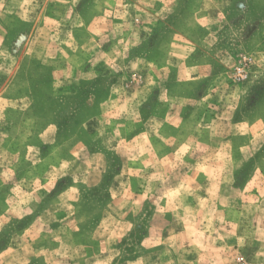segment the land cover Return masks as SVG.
Returning a JSON list of instances; mask_svg holds the SVG:
<instances>
[{
  "label": "clouds",
  "instance_id": "9594fccd",
  "mask_svg": "<svg viewBox=\"0 0 264 264\" xmlns=\"http://www.w3.org/2000/svg\"><path fill=\"white\" fill-rule=\"evenodd\" d=\"M233 2L0 0V264H264V0Z\"/></svg>",
  "mask_w": 264,
  "mask_h": 264
},
{
  "label": "rangeland",
  "instance_id": "374dc122",
  "mask_svg": "<svg viewBox=\"0 0 264 264\" xmlns=\"http://www.w3.org/2000/svg\"><path fill=\"white\" fill-rule=\"evenodd\" d=\"M243 0H234L233 5H232V16L230 17V19H233L234 22H241L243 20V15H241V10H240V3H242ZM178 11L183 12L184 9L181 8ZM160 31H164L166 30V28L164 26H161V29H159ZM255 29L253 28L252 30H250L249 35H251V32L254 31ZM134 54H136L134 52ZM36 71V70H34ZM98 71H103L102 69L98 68ZM50 82V77L49 75L45 72V73H39L38 78L34 81V89L37 93V95L40 97V103L41 106L43 107L44 104L47 103V101L44 98L43 95V89L47 87V85ZM96 87V91H97V96H99L102 91H103V80H99L95 82ZM73 92V95L71 97L68 98V101L71 104H75L76 106H78V108L83 111L86 112L88 111V107L85 103V100L87 98L88 95V86L86 85H81V87L79 89H72L71 90ZM259 98L260 95L259 93H254V96L251 100L250 98V103L254 104V103H259ZM69 119H72L71 117H69ZM74 123L78 124L79 120H75ZM19 227V226H18Z\"/></svg>",
  "mask_w": 264,
  "mask_h": 264
}]
</instances>
